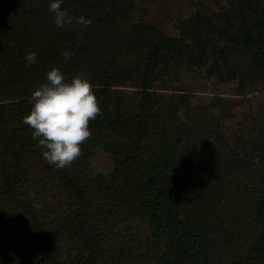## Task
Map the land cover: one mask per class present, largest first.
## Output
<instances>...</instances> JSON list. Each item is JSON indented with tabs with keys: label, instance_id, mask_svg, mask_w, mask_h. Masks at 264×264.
Listing matches in <instances>:
<instances>
[{
	"label": "trees",
	"instance_id": "16d2710c",
	"mask_svg": "<svg viewBox=\"0 0 264 264\" xmlns=\"http://www.w3.org/2000/svg\"><path fill=\"white\" fill-rule=\"evenodd\" d=\"M51 2L0 0V264H264V0L198 2L176 35L134 0H62L58 28ZM52 68L83 74L102 110L64 169L22 120ZM182 69L262 100L233 123L241 101L170 86Z\"/></svg>",
	"mask_w": 264,
	"mask_h": 264
},
{
	"label": "clouds",
	"instance_id": "9594fccd",
	"mask_svg": "<svg viewBox=\"0 0 264 264\" xmlns=\"http://www.w3.org/2000/svg\"><path fill=\"white\" fill-rule=\"evenodd\" d=\"M62 0H52L49 11L54 13V24L58 28L72 22L66 10L61 8ZM82 28L92 21L80 16L77 21ZM74 52L65 51L67 59ZM37 53L25 55L26 66L36 62ZM31 109L23 116V123L32 129V139L42 148L43 158L57 169L70 167L82 155L83 145L92 136L89 123L101 114V108L93 85L83 74L75 75L70 82L57 68L46 73V82L31 93Z\"/></svg>",
	"mask_w": 264,
	"mask_h": 264
},
{
	"label": "rangeland",
	"instance_id": "374dc122",
	"mask_svg": "<svg viewBox=\"0 0 264 264\" xmlns=\"http://www.w3.org/2000/svg\"><path fill=\"white\" fill-rule=\"evenodd\" d=\"M198 2L218 8L226 4L228 0H134V16L136 20L150 22L162 30L176 35L178 33V29L174 25L176 19L189 17L195 11ZM170 84V86H181L192 90L197 98L208 99L212 95L219 94L227 99L241 101L234 109L237 116L232 121L233 123L240 120L243 114L248 111V103L255 109L262 100L260 90H252L244 95L236 94L235 83H220L214 79L210 80L205 77L204 70L201 69L196 71L182 69L178 81L170 82ZM124 88L131 89L127 85ZM169 89L168 87L164 92L168 93L171 91ZM112 166L109 154L102 149L96 150L91 159V169L96 172H107Z\"/></svg>",
	"mask_w": 264,
	"mask_h": 264
}]
</instances>
